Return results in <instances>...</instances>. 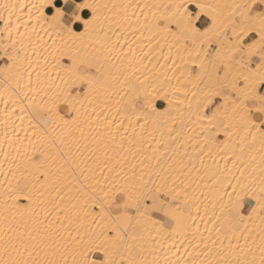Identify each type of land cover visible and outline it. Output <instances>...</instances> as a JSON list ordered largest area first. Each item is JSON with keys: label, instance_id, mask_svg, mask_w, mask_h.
<instances>
[{"label": "snow or ice", "instance_id": "1", "mask_svg": "<svg viewBox=\"0 0 264 264\" xmlns=\"http://www.w3.org/2000/svg\"><path fill=\"white\" fill-rule=\"evenodd\" d=\"M47 3L55 9L50 26L58 34L67 33L73 41L90 36L101 10L108 7L77 0H63L62 7L60 0ZM190 3L195 4V11H189ZM23 7L0 4V19L9 35L10 21L16 9ZM44 7L43 3L32 6L38 18ZM159 7L165 11L154 17L158 34L171 38L170 52L175 47L178 53H187L186 60L181 57L187 76L181 72L184 78L176 77L178 83L171 96L178 98L173 102L166 95V108L154 104L153 94H144L140 111L147 115L141 118L153 117L154 123L163 126L177 123L179 117L181 128L186 118L200 126V134L213 141L214 133L220 130L227 136L233 130L237 135L243 130L237 155L242 165L245 155L255 161L252 153L257 141L260 144L258 191L256 180L248 178L255 169L246 177L247 168H240L233 191L226 193L228 203L220 209L230 221L244 223L245 200L252 197L256 206L248 211L247 219H259V240L244 223L247 235L243 245L237 242L227 251L221 249L218 258L208 259L211 251L203 253L205 259L200 264H257V249L259 264H264V0H180ZM82 9H91V19H83L84 31L79 32ZM57 51L71 61L64 70L67 79L60 76L63 86L51 78L45 86L39 74L34 82L27 68L17 66L13 73L15 59L5 52L11 63L6 62L2 69L3 83L7 85L14 76L17 92L27 88L40 95L39 105L34 100L32 107L41 119L36 137L39 146L34 144L31 153L25 154L26 158L15 168L9 165L12 179L6 178L7 187L0 202V264H159L144 256L145 233L150 236L153 231L161 232L179 223L184 207L181 197L187 189L176 185V178L170 172L165 174V170L154 173L155 180L150 171L142 170L137 175L133 170L130 176L125 173L123 184L117 182L124 169L119 161L112 164L108 156L109 141L114 142L115 137L110 132L105 136L100 130H93L91 121L82 120L77 104L82 107L81 96L87 99L97 85H105L107 93L108 88L121 81L110 69L101 71L97 60H80L71 51ZM189 63L194 65L190 70ZM31 67L29 62L28 68ZM26 72L28 79L23 83ZM78 83L84 84L86 90H77ZM61 104L69 109L65 115H61ZM257 114L258 124L254 119ZM83 124H88L87 134ZM57 129L61 131L54 135ZM168 131L171 136L175 129ZM69 155L78 161L74 167L69 166ZM145 175L149 179L145 180ZM21 197L26 203H21ZM95 253L102 255L89 259Z\"/></svg>", "mask_w": 264, "mask_h": 264}, {"label": "bare ground", "instance_id": "2", "mask_svg": "<svg viewBox=\"0 0 264 264\" xmlns=\"http://www.w3.org/2000/svg\"><path fill=\"white\" fill-rule=\"evenodd\" d=\"M5 2L24 6L22 9H16L10 21L11 35L5 31L4 20L0 19V49L5 51L7 47L11 48L7 53L15 59L13 73L17 66L21 69L27 68L34 82L39 74L45 86L51 81L63 86L60 76L67 79L64 70L71 61L67 56H60L57 51L59 49L71 51L80 60H97V67L101 71L110 69L111 73L119 77L121 83L114 88H108L107 93L105 85H97L87 99L81 96L82 107L77 104L82 120L91 121L93 130L98 129L105 136L110 132L115 137L114 142L109 141L108 156L112 158V164L119 161L120 168L124 169L117 176V182L123 184L125 173L130 176L133 170L137 175L142 170L150 171L153 173V180L157 179L154 173L165 170V174L170 172L176 178V185L187 189L186 195L181 197L184 207L179 223H173L161 232L153 231L150 236L145 233L147 249L144 256L148 261L156 259L159 264H166V261L171 264H200V261L205 259L203 253L209 251L211 255L208 259L218 258L217 252L221 249L227 251L230 245L245 243L244 237L247 233L243 231L244 223H247L248 229L253 230L255 239L259 240V219H247L248 211L256 206L252 197L245 200L247 212L243 213L244 223L230 221L220 210L228 203L226 193L232 192L233 185L237 183L240 176L238 169L247 168L246 177L248 172L255 169L252 177L248 178L256 180L258 191L261 156L259 141L252 153L255 155V161H249L245 155V164L242 165L237 160V155L240 154L243 130L238 135L233 130L231 136L220 130L214 133L213 141L206 135L197 134L196 130L200 129V126L194 122L189 123L186 118L183 128L179 124V117L177 123L167 122L163 126L159 122L154 123L153 117H147V120L141 118L142 115H147L140 111L144 94H153L154 104L160 102L166 108L168 99L175 102L178 98L171 96V90L178 83L176 77L183 79L181 72L187 76L181 59L183 57L186 60L187 53H178L175 47L169 51L171 38L158 34L154 18L165 11L159 6L179 3L180 0H77L108 6L101 10L95 30L83 41L70 40L67 33L58 34L57 30L50 26L55 9L47 0H0V4ZM208 2L215 3L217 0ZM42 3L45 4L43 15L38 18L32 6ZM55 3L56 0H53V4ZM189 5L195 7L194 3ZM60 6H63V0H60ZM83 12L88 15H83ZM80 15L81 28L78 31L83 32V19H91V9H82ZM4 16L7 18L6 13ZM17 16L20 17L19 20ZM74 31L77 29L74 28ZM29 62L31 68H28ZM5 63L0 64V202L7 187L6 178L12 179L9 165L15 168L26 158L25 154L31 153L40 131L41 119L40 114L32 107L34 100L39 105L40 95L27 88H24L23 92H17L14 76L9 78L7 85L3 83L5 73L2 69ZM178 65L181 66L179 70ZM191 67L194 65L189 63L188 69ZM27 79L26 72L23 83H26ZM125 81L127 83H124ZM76 88L86 90L85 85L80 83ZM24 92L28 93L27 96ZM166 95L168 99L164 98ZM89 100L93 103L90 104ZM60 107L64 108L61 115L69 111L63 104ZM159 110L162 111L163 108ZM257 116L258 114L254 119ZM82 126L87 134L88 124ZM169 128L175 129L171 136ZM60 131L61 129H57L54 135ZM178 133L180 136L177 137ZM245 152H248L247 148ZM77 162L69 155V166L74 167ZM112 175H116V172ZM144 178L149 179L147 175ZM222 179L225 181L222 182ZM21 203H26L23 197ZM248 243L251 244L252 240ZM256 251L259 264L258 249ZM89 259L95 258L91 255Z\"/></svg>", "mask_w": 264, "mask_h": 264}, {"label": "crops", "instance_id": "3", "mask_svg": "<svg viewBox=\"0 0 264 264\" xmlns=\"http://www.w3.org/2000/svg\"><path fill=\"white\" fill-rule=\"evenodd\" d=\"M189 9H190L191 11H195V10H196L195 7H194L193 5H189ZM84 13H85V12H83V15H84ZM205 18H206V17H205ZM200 23H202V21H201V22H198V26H199ZM1 24H2V22L0 21V25H1ZM80 28H81V27H80ZM80 28H79V29H80ZM79 29H78V30H79ZM7 52H8V50H7ZM1 53H2V52H1V50H0V56H1ZM4 57H5V56H4ZM2 59H4V58H2V56H1V58H0V64H1V63H4V62H8V60H7L6 57H5L6 60L4 59L5 61H2ZM156 105L159 107V106L162 105V104H161L160 102H157ZM255 119H256V121L259 122V118H258V116H257ZM245 207L247 208V205H246ZM245 212H247V211H245ZM99 256H100V255H99L98 253H96V254H94L93 257L96 259V258H98Z\"/></svg>", "mask_w": 264, "mask_h": 264}, {"label": "rangeland", "instance_id": "4", "mask_svg": "<svg viewBox=\"0 0 264 264\" xmlns=\"http://www.w3.org/2000/svg\"><path fill=\"white\" fill-rule=\"evenodd\" d=\"M102 27H103V28L105 27L104 24H102ZM2 42H3V41H2ZM144 42H146V41H144ZM0 50H1V52H2V53H1L2 58L5 59L6 56H5V53H4V52H7V50H8V52H10V51H11V48H10V47H7V48L5 49V51L2 50V49H0ZM1 56H0V58H1ZM4 56H5V57H4ZM4 59H3L2 61H5V60H6V59H5V60H4ZM192 68H193V67H191V69H192ZM184 125H186V123H184ZM186 127H187V126H186ZM186 129H187V128H186ZM180 132H181V130H180ZM180 132H179V133H180ZM196 132H197V134H200V133H201V130H200V129H197ZM180 134H181V133H180ZM180 134H179V136H180ZM224 181H225V179H222V182H224ZM95 254H96V253H95ZM93 256H94V254H93Z\"/></svg>", "mask_w": 264, "mask_h": 264}]
</instances>
